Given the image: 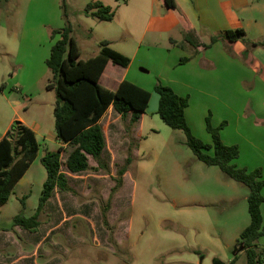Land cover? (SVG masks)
I'll return each mask as SVG.
<instances>
[{
  "label": "rangeland",
  "instance_id": "rangeland-1",
  "mask_svg": "<svg viewBox=\"0 0 264 264\" xmlns=\"http://www.w3.org/2000/svg\"><path fill=\"white\" fill-rule=\"evenodd\" d=\"M90 1L2 0L1 39L4 42L7 40L9 44L6 45H10L12 34L16 33L22 43L30 25L49 22L47 32L50 43L49 29L70 25L72 36L81 50V57L88 59L96 56L101 51V42L106 32L109 30L115 34L120 30L116 26L118 19L107 23L90 17L85 10ZM101 1L112 7L117 4L116 0ZM146 5L149 6V0H146ZM107 24L110 25L108 30L103 28ZM39 35L36 33L31 40H26L31 43L27 51L28 63L31 59L35 60L34 54L41 42ZM48 48L49 45L46 47L47 52ZM8 59L9 62L5 64L8 67L4 69L3 76H6L7 81L10 79L11 83L18 67L12 64L15 58L8 56ZM110 65L116 66L112 61ZM20 79L13 88L15 90L8 91L5 96L1 94V89L6 83H0V132L9 119L22 121L20 118H23L37 128L41 147L37 159L17 185L10 200L0 207L1 227H11L18 214L29 217L36 211L47 178V170L41 158L47 150H58L60 145L54 116L57 95L55 91L47 89V84L53 81V74L46 62L38 58L37 63L25 64ZM246 83L243 82L245 89ZM150 93L151 101L142 123L138 124L137 132L134 130L136 124L130 122L131 118L109 116V113L103 118L107 149L102 158L107 165L106 169L98 172L91 169L77 175L68 172L65 162L72 147L67 146L63 152L62 170L68 173L70 184L80 193L66 194L69 201L66 214L54 199L55 202L49 205L54 209H46L48 214H42V220L59 217V240L63 241V237L70 236L68 234L72 228L73 234L84 237V243L79 244L70 236V244L65 246L66 255L60 253L63 251L61 247H57V257L60 256L64 264H247V255L239 240L251 222L246 198L250 192L249 187L231 178L219 166L201 161L188 146L186 133L167 125L153 107L152 96L158 97L155 88ZM258 99L248 101L253 104L252 109L256 107ZM210 112L214 127H219L223 121L228 122L220 130L221 136L225 137L223 140L239 146L242 141L237 135L238 125L232 120L234 115L226 116L218 109L215 116L213 111ZM109 122H112L111 126ZM192 130L203 142L212 141L206 125L197 124ZM128 158H131V162L127 164ZM89 161L91 166L97 167L98 162L92 156ZM124 166L128 172L123 177L122 186L115 188L118 170ZM83 191L87 196L81 194ZM24 196L27 202L22 200ZM88 200L93 203L90 207L99 211L98 227L105 233V241L108 242L104 247H97L93 226L81 223V213L76 215V210H83L79 203ZM104 215L108 220L106 224L103 221ZM65 217L74 219L70 224V220L63 221ZM123 224H127L130 231L126 232L127 240L120 246L114 245L112 251L107 245L110 246L117 230L123 231ZM258 243L262 246L259 249L264 247V236Z\"/></svg>",
  "mask_w": 264,
  "mask_h": 264
},
{
  "label": "crops",
  "instance_id": "crops-1",
  "mask_svg": "<svg viewBox=\"0 0 264 264\" xmlns=\"http://www.w3.org/2000/svg\"><path fill=\"white\" fill-rule=\"evenodd\" d=\"M116 2V6H111L115 10L113 20L103 22L113 23L118 19L116 26L120 31L112 34L108 30L110 25L107 24L103 27L108 30L103 40H108L111 47L129 56L131 63L127 67L111 66L110 61L100 78V83L114 91L123 80H127L151 91L160 80L173 87L178 94L189 97L186 118L192 129L200 123L206 125V118L211 114L210 110L213 111L214 116L217 109L226 116L234 115L232 120L238 125L237 135L242 141L239 145L240 156L235 159V163L249 170L262 167L264 177V47L252 44L264 39V0H176L187 17L189 25L186 30L175 14L163 7L161 0H149V6L146 5V0H116ZM47 25L50 23L30 25L22 43L19 42L16 33L12 34L10 45H6L9 42L7 40L4 42L0 36V83L1 85L6 83L1 89L3 96L8 91L15 90L13 88L21 81L20 74L25 64L31 65L34 61L37 63L38 58L46 62L53 43L51 39L49 43ZM239 28L245 30L246 40L231 42L221 39L208 48L203 46L210 43L208 39L211 40L215 33ZM36 33L40 34L41 42L38 44L37 53L34 54L35 60L31 59L28 63L27 51L31 43H27L26 40H31ZM16 48L17 51H13ZM8 56L15 58L12 64L18 67L11 83H9L10 79L7 81L6 76H3L4 69L8 67L5 66L9 62ZM183 58L189 59L182 61ZM243 82H247L246 86L250 91L244 88ZM25 97L28 99L27 95ZM258 97L259 106L256 105L252 109L253 104L249 102ZM158 104L159 94L158 97L152 96V105L156 110ZM107 113L109 116L121 117L112 106ZM145 114L146 112L136 124L134 128L136 132ZM127 118H131V114H128ZM16 119H9L4 130L0 132V140ZM20 119L36 132L38 138L37 128L29 125L23 118ZM111 123L109 122V126L112 125ZM222 139L225 137L223 136ZM224 141L228 144L233 143ZM61 145L67 147L60 141L59 147ZM68 193L72 192L56 189L47 202L43 214H48L46 209L51 208L49 205L54 199L66 214L69 203L66 197ZM81 194L87 196L84 191ZM248 196L249 194L246 196L247 200ZM70 202L74 203L71 200ZM92 204L91 200L79 203L83 210H76V215L81 213L83 215V218L80 216L79 219L81 223L85 222L84 224L93 226L97 247H104L108 242L105 241V233L98 227L99 211H94L93 207H90ZM40 219L41 225L35 231L15 226L14 223L11 227L0 226V264H64L62 258L57 257V247H61L63 251L60 253L66 255L65 246L70 244L68 242L70 236L79 244L84 243V237L73 234L72 228L68 234L70 236L63 237V241L59 240L57 224L59 217L44 221L41 215ZM73 219L65 217L63 221L70 220L71 224ZM124 224L123 231L117 230L115 239L112 238L110 246L107 245L108 249L113 251L114 245L120 246L127 240L126 232L130 231L127 224Z\"/></svg>",
  "mask_w": 264,
  "mask_h": 264
},
{
  "label": "trees",
  "instance_id": "trees-1",
  "mask_svg": "<svg viewBox=\"0 0 264 264\" xmlns=\"http://www.w3.org/2000/svg\"><path fill=\"white\" fill-rule=\"evenodd\" d=\"M1 2L2 0L0 4ZM161 2L165 9L175 14L186 30L189 23L176 0ZM85 10L89 16L102 21H112L115 16V10L101 0L90 1ZM49 34L53 43L46 64L53 74V81L47 84V89L55 91L57 95L54 107L56 135L63 144L72 147L66 158V169L76 175L91 169L95 172L106 169L102 155L107 149V139L102 119L112 106L121 118L131 114V124H137L149 107L151 93L127 80H123L114 91L100 83V78L110 61L123 67L131 63V58L111 47L108 40H102L99 54L83 59L70 25L49 29ZM245 34V30L241 28L215 33L210 43L203 46L208 48L221 39L231 42L246 40ZM57 36L59 37L56 38ZM252 44L264 47V39ZM188 59L183 58L182 61ZM155 91L159 94L157 113L167 125L186 133L187 144L195 155L207 165L219 166L231 178L249 187L248 209L251 222L241 233L239 241L246 252L247 264H264V247L259 249L262 246L258 243L264 236L263 169L258 167L249 170L233 163L240 156V148L237 144H227L222 139L220 130L228 124L227 121H223L219 127H214L212 115L209 114L206 126L212 135V143H205L195 136L187 121L186 108L189 105V97L178 94L173 87L160 80L155 85ZM40 147L36 132L21 120H15L0 140V207L10 200L18 183L37 159ZM65 150L66 147L61 145L58 150H47L42 156L41 162L47 170V178L38 207L30 217L16 215L15 226L37 230L41 225L40 217L45 206L56 189L79 194L70 185L68 173L62 170V154ZM90 156L98 162L97 167L91 166ZM130 162L131 158H128L127 164ZM127 172L126 166L118 170L115 188L122 186L123 177ZM26 198L24 196L22 200L25 202ZM103 221L108 223L106 215Z\"/></svg>",
  "mask_w": 264,
  "mask_h": 264
}]
</instances>
